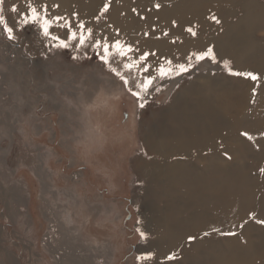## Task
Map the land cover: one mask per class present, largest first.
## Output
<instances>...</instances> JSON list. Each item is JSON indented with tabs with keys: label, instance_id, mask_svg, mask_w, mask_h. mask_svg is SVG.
Listing matches in <instances>:
<instances>
[{
	"label": "rangeland",
	"instance_id": "374dc122",
	"mask_svg": "<svg viewBox=\"0 0 264 264\" xmlns=\"http://www.w3.org/2000/svg\"><path fill=\"white\" fill-rule=\"evenodd\" d=\"M32 3L63 18L53 23V35L65 37V21L73 31L83 22L97 39L119 38L136 56L152 53L154 75L166 60L184 63L207 48L217 63L205 59L188 73L157 79L141 110L91 47H55L38 25H18L10 6L23 12L25 0H5L2 14L18 39L9 41L0 25V264H264V224L256 222L264 220V108H257L264 0ZM104 3L109 12L97 20ZM224 60L235 71L259 74L255 97V83L230 75ZM174 114L186 124L199 119L207 136L195 140L193 133L186 145L177 139L166 156L149 152L159 179L151 184L139 175L151 174L149 164L134 162L160 121L172 134ZM172 164L184 171L181 183H174L175 171L164 172ZM170 185L176 193L167 198L148 193ZM177 210L183 235L171 245L165 216ZM229 232L235 235L221 234ZM192 245L194 255H187ZM149 253L152 259H139Z\"/></svg>",
	"mask_w": 264,
	"mask_h": 264
},
{
	"label": "snow or ice",
	"instance_id": "6c2138e0",
	"mask_svg": "<svg viewBox=\"0 0 264 264\" xmlns=\"http://www.w3.org/2000/svg\"><path fill=\"white\" fill-rule=\"evenodd\" d=\"M26 9L21 12L17 4H12L10 6V12L14 13L19 17L17 23L22 28L29 24L38 25L42 30L43 36L49 39L55 44V47L61 49H68L70 46L76 48H87L91 47L94 52V58L98 59L100 63L107 68V70L113 74L117 80L123 85L125 90L138 102V107L143 110L146 107V99L150 92L153 90L154 81L157 79L163 80L165 78H172L174 76H179L184 73H188L196 63H199L205 59L211 60L213 63H217V57L213 52L212 48H207V50L193 52L188 55L186 62L176 63L173 65L172 60H166L165 64L159 66L154 75L151 71V67L147 64V58L152 53L141 52L138 56L135 55L137 49L129 43L122 42L119 38L114 41L110 37L101 36L99 39L96 38L93 28L87 27L83 22H80L76 27L78 31H73L70 23L65 21L61 27L67 29L65 37L61 38L58 35H53L50 32L54 22H59L63 18L61 16L48 15V7L43 6V13L37 9L32 3V0H25ZM5 0H0V25H3V31L7 35L9 41H16L18 36L15 34L14 28L16 25L10 26L6 21V18L2 14L4 11ZM160 4H156L155 8L159 9ZM109 12V3H104L100 11V16L96 19L99 20L103 15ZM211 19L219 24L220 20L212 16ZM175 23V22H173ZM189 33L193 36L196 32L190 27L187 29ZM167 35V33H165ZM73 42H76L73 44ZM75 60L76 57H70ZM87 60H92L93 57L86 55ZM115 65V66H114ZM223 67L232 76L243 77L246 80H250L255 83L252 88L253 97L257 94V89L260 86L259 81L261 77L259 74L247 71H235L230 67V63L227 60L223 61ZM154 90L159 92L160 87H155ZM247 140L253 141L255 138L248 132H242ZM261 137L264 138V133H261ZM227 155V153H225ZM231 158L230 156L228 157ZM261 173H264V168L260 169ZM250 216L255 218L254 213H250ZM257 223L264 224V220H256ZM139 231V229L137 230ZM213 232H219V229H212ZM209 233L205 232L204 235L207 236ZM225 235H235V233H221ZM142 238H144L145 233L140 232ZM189 241L194 240V236L188 237ZM169 260L173 259V256L167 257ZM139 259H152V254L149 253L148 256L139 257Z\"/></svg>",
	"mask_w": 264,
	"mask_h": 264
},
{
	"label": "bare ground",
	"instance_id": "6f19581e",
	"mask_svg": "<svg viewBox=\"0 0 264 264\" xmlns=\"http://www.w3.org/2000/svg\"><path fill=\"white\" fill-rule=\"evenodd\" d=\"M175 32L177 33L178 31H175ZM262 85H264V83ZM244 97L246 99V95ZM223 98L229 100L230 99V95H226ZM239 99L243 100V97L239 96ZM263 100H264V93L262 91V92H260V95H259V100L257 102V105H259V106L257 108H264V102H262ZM233 101H232L233 104H237L238 103V99L236 101H234V102ZM227 103H228L227 107L230 110L231 109L230 106L232 105V104L230 105V100L227 101ZM199 107H201L200 111H202L203 113L206 111V107L205 106H199ZM208 108L210 109V107H208ZM210 110H212V109H210ZM173 117L174 118H172V120L170 122L171 123L172 134H168L169 131H168L167 127H166V123L167 122L164 123V121L163 122L160 121V127H159L158 130H156V131H154V130L151 131L150 130L148 132V135H147L148 137H146V143H145L146 151L144 152L143 155H139L138 158L134 162V164H136V165L137 164H149V165L146 166V169L151 174L149 176H147L145 174V171L143 169H141L140 172H139V175L142 178V180H145V181L146 180H152L151 184L152 183H156L157 180H159V179H158L157 172L154 171V168H153V170L150 168V166H151L150 165V163H151L150 154L151 153H149V152L152 151L153 153H157V154L158 153H163V155L166 156V155H168V153H170L171 151L174 150L172 148V146L175 145L174 143L176 142L177 139H178L177 143H182L183 145H186L189 142V138L191 137V135L193 133L196 134V136L194 138L195 140L202 141L203 137L206 138V136H207L206 132H205V130L207 129L206 128V124L202 123L199 119L192 120V122L194 124H186L185 122H187L188 120L180 119L175 114L173 115ZM201 118L203 119V116H201ZM157 120H158V118H157ZM163 126H164V128H163ZM157 132H158V134H157ZM150 133L152 135H154V139H156V140L149 138V134ZM165 134L171 135V140L165 139ZM172 171H175V175H174V178H173L174 183H181V178L180 177H182L181 175H182V173L184 171L181 170V169H178L177 165H175V164H172V166L169 165V166L165 167V171L164 172H166V173L171 172V174H172ZM166 181L168 182V179H166ZM170 187H171V185L169 187H167L166 189H163L164 187L162 188L160 186V188L158 190L149 189L148 193L150 192V194H153V196L159 194L160 197H158V198H160V199L162 197L167 198L169 195L172 196V194L176 193V188L173 187L172 189H169ZM203 197H205V195L202 194L200 196L199 203L195 204L196 206H198V208H200L201 206L204 205ZM178 215H179V212L177 210V211H175V213L173 215L165 216V222L167 224L166 226H168V228H169L167 230H169V232H171V234L169 236V240L168 239H166V240H168V243L171 244V245L174 244V242L177 243V240H180L179 239L180 236L183 235V233L181 232V229H180L183 224L179 221V219H174V217L178 216ZM196 246H200V245H196ZM192 247H193V245L191 246V248ZM194 251H195V249L193 247L192 250L187 255L192 254V253H193L192 255H194ZM229 258H228V260H230ZM187 260L190 261L189 256L187 257Z\"/></svg>",
	"mask_w": 264,
	"mask_h": 264
}]
</instances>
